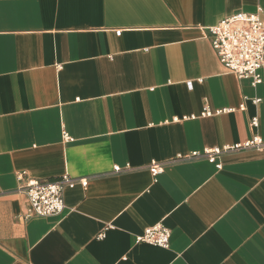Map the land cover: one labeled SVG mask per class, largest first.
I'll use <instances>...</instances> for the list:
<instances>
[{"label": "crops", "instance_id": "0c3cea01", "mask_svg": "<svg viewBox=\"0 0 264 264\" xmlns=\"http://www.w3.org/2000/svg\"><path fill=\"white\" fill-rule=\"evenodd\" d=\"M258 9L264 21V0H0V264H264V150L220 168L203 155L264 140V69L260 85L238 79L204 30ZM65 175L63 212L28 217L24 181ZM158 224L168 248L135 242Z\"/></svg>", "mask_w": 264, "mask_h": 264}, {"label": "built area", "instance_id": "2783aa9c", "mask_svg": "<svg viewBox=\"0 0 264 264\" xmlns=\"http://www.w3.org/2000/svg\"><path fill=\"white\" fill-rule=\"evenodd\" d=\"M261 10L258 9L254 14L238 12L230 17L222 19L217 25L208 27L205 30L209 40L222 67L235 75L238 79H249L253 86L262 84L263 78L261 71L264 69V21L260 18ZM255 104L259 99H254ZM224 111L213 112L209 107L203 108L201 116L210 117ZM252 128L258 127L256 118L250 121ZM64 141H69V137L64 134ZM264 150V140L259 136H253L244 143H239L229 147L212 148L203 151L207 161L220 168L218 158L228 152L241 150ZM199 153H190L188 156L181 155L176 160L194 159L199 157ZM164 164L151 163L149 170L153 177L163 171ZM125 170H129L126 166ZM122 169L118 166L113 167V172L119 173ZM24 173L17 175L19 182L23 181ZM74 182L69 176L65 175L56 181H46L38 179H27L24 181L20 191L27 197L29 202L28 217H49L59 215L65 209L63 191L65 186ZM85 187L86 180H80ZM170 230L158 224L149 227L141 235L135 237L136 243H143L159 248H168L170 243ZM104 238V234L98 236Z\"/></svg>", "mask_w": 264, "mask_h": 264}]
</instances>
